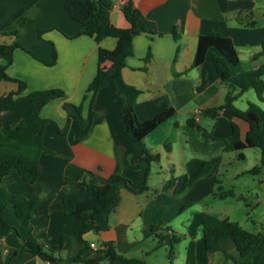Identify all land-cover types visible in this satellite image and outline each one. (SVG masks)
Segmentation results:
<instances>
[{"label":"crops","instance_id":"obj_1","mask_svg":"<svg viewBox=\"0 0 264 264\" xmlns=\"http://www.w3.org/2000/svg\"><path fill=\"white\" fill-rule=\"evenodd\" d=\"M128 2L134 6L138 24L150 31L134 38V53L127 58L122 70L125 82L140 90L137 116L146 121L168 108H173L175 114L145 138L149 151L160 156L152 163L149 189L134 193L124 185L119 187V200L110 215V228L100 234L90 232L84 236L89 246L82 253V259L97 256L91 243L114 242L119 253L139 260L114 264H185L188 245L195 241L197 264H234L226 256V253H234L232 241L224 242L222 251L215 253H209L205 247L201 214L206 211L200 203L208 193L215 192L208 179L213 170L195 181L182 197L176 198L174 193L183 176H191L205 161L220 156L225 148L223 141L206 138L193 129L188 120L194 118L202 125V110L222 105L230 93L238 95L237 100L243 99L250 90L241 92L238 87L223 82L209 55L203 64L192 67L198 38L211 33L230 37L244 69L264 65V57L253 59L264 45V0H114L118 6L113 7L111 20L119 28L130 27L122 11ZM81 29L66 15L64 0H40L28 11L24 24L20 19L5 33H0V44L21 45L15 50L7 71L26 82V93L49 89H62L65 93L64 98L51 100L41 111V116L50 122L44 129L46 151L40 157L38 181L26 183L17 170H12L4 179L3 186L8 192L26 198L39 195L42 199L28 225L20 222L11 204L0 202L3 218L17 230H9L0 223V264H49L28 252L25 242L55 249L65 259L81 253L85 244L75 237L67 250L60 251L65 202L57 200V196L62 191L68 198L82 193L85 190L82 177L106 184L111 175L120 174L133 188L139 186L141 171L132 168L139 148L123 131L121 116L125 98L118 95L112 85L103 86L95 96L93 121L87 136L80 138V126L74 114L66 135L61 137L58 133L57 126L65 127L69 119L63 104H80L96 75L99 47L113 49L117 43L114 38L97 42L93 37L77 35ZM39 30L45 31L41 38ZM54 50L56 62L48 65L46 62L53 60ZM148 52L151 58L145 63ZM5 63L0 58V64ZM144 66L146 70H142ZM17 88V83L0 81V95ZM31 108L30 102L0 107V131L19 126ZM89 108L88 99L84 115ZM213 120L215 123H207L213 130L207 131L216 138L231 135L228 118L220 114ZM234 121L244 135L248 125L239 119ZM186 204L191 205L182 211L181 207ZM158 216L160 230L152 232ZM168 228L181 238L173 258L169 255L166 238L174 233Z\"/></svg>","mask_w":264,"mask_h":264},{"label":"trees","instance_id":"obj_2","mask_svg":"<svg viewBox=\"0 0 264 264\" xmlns=\"http://www.w3.org/2000/svg\"><path fill=\"white\" fill-rule=\"evenodd\" d=\"M40 0H0V33H5L18 20L25 23V16ZM114 0H64V11L71 21L80 25L82 29L77 35L93 37L97 42L105 38L116 39L113 49L99 47L97 54L98 69L95 77L87 87L82 102L78 105L65 102L64 110L69 119L65 127L57 126L58 133L64 137L69 129L71 115L74 114L80 130L79 136L83 138L90 132L93 121V101L98 91L105 85H112L116 93L125 98V105L121 116L123 131L138 146L139 152L134 159L132 168L141 171L138 188H133L128 179L120 174L111 175L106 184H100L94 178L82 177L81 183L85 190L71 198L65 192H60L57 200L65 202L62 213L65 223L60 230V251L70 247L71 239L77 238L80 243L85 244L81 253L77 256L65 259L55 249H49L39 243L25 242L26 250L46 261L49 264H68L72 262H83L84 264H114L116 261L134 263L139 260L128 258L119 253L114 242H103L100 249L96 251L97 256L88 260L82 259V253L89 246L84 236L90 232L100 234L110 228V215L115 210L119 200V187L126 186L134 193L145 192L149 189V176L153 162L159 160V154H153L145 144V138L158 126L170 119L174 114L173 108H168L157 114L152 119L142 121L136 113V104L140 90L125 82L122 70L126 66V60L134 53V38L140 33L150 32L146 27L138 24V16L131 2L123 5L122 11L126 20L130 23L128 28H119L112 23L111 11ZM44 30H39L41 38ZM175 38H178L174 31ZM19 43L0 44V58L5 64H0V81H11L17 83V90L0 95V107L15 105L20 102H30L31 111L26 119L14 129L0 131V202L9 203L14 208L16 217L23 225H28L38 211L41 196L26 198L19 194L8 192L3 186L4 179L12 170H17L22 179L28 184H34L40 178V157L46 151L43 143L44 129L49 119L41 116V111L46 104L57 98H64L62 89L36 90L29 93L26 82L12 77L7 69L13 62L14 52L20 48ZM210 56L217 76L232 87H238L241 92L254 89L260 101L264 102V65L256 69H244L239 52L232 39L219 33L201 35L198 38L197 50L192 67H198ZM264 57V45L262 50L253 56L254 60ZM151 54L148 52L145 63L150 61ZM57 53L48 65L56 62ZM109 63V65H107ZM146 70V66L142 68ZM238 95L228 94L225 102L220 106L209 107L202 110L201 115L218 118L223 114L231 122L232 133L224 139L225 152L239 151V158H244L242 150L247 148H260V163L249 170V173L259 174L264 168V108L256 103H249L246 110L237 108L234 102ZM89 99L90 108L84 115V104ZM239 119L248 125L243 135L241 128L234 120ZM188 124L212 139V133L204 129L196 119L190 118ZM222 160V156L213 157L205 161L200 169L191 176H183L181 184L175 195L187 192L195 181L204 177L208 172ZM67 182V179H66ZM221 199L238 197L234 189L224 190L219 186L213 194ZM191 204L181 207L188 208ZM201 227L206 250L209 253L222 251L224 242L232 241L235 244L233 254L226 256L234 261V264H264V235L255 233L244 228L239 222L228 217L220 218L208 212H202ZM160 217L156 218V224L152 226V232L160 230L157 226ZM0 223L12 231L11 227L3 218L0 211ZM166 230V229H164ZM174 233L167 236L169 255L171 258L176 253V245L181 238ZM91 247V246H90ZM185 264H197L196 243L191 241L187 248Z\"/></svg>","mask_w":264,"mask_h":264},{"label":"rangeland","instance_id":"obj_3","mask_svg":"<svg viewBox=\"0 0 264 264\" xmlns=\"http://www.w3.org/2000/svg\"><path fill=\"white\" fill-rule=\"evenodd\" d=\"M249 101L264 108V102L258 99L254 89H250L243 99H238L235 105L241 110H246ZM202 118L204 122L201 126L206 130H213V126L207 123H215L213 120L215 118L205 115ZM224 139L226 138L213 136L215 142H224ZM242 151L246 155L243 159L238 158L239 151L221 152V162L208 172L213 170L208 177L211 181L212 191L223 186L224 190L234 189L238 195L242 196V199L238 197L221 199L212 193H208L200 205L204 207L206 212L213 213L217 217H228L239 222L249 231L264 234V168L260 174L247 172L260 163L261 149L247 148ZM185 193L175 195V192L174 197H182ZM257 202H260L258 206L255 205Z\"/></svg>","mask_w":264,"mask_h":264},{"label":"built area","instance_id":"obj_4","mask_svg":"<svg viewBox=\"0 0 264 264\" xmlns=\"http://www.w3.org/2000/svg\"><path fill=\"white\" fill-rule=\"evenodd\" d=\"M114 6H118V4H114ZM91 248H93L95 251L100 249V246L97 245L96 243H91L90 244Z\"/></svg>","mask_w":264,"mask_h":264}]
</instances>
